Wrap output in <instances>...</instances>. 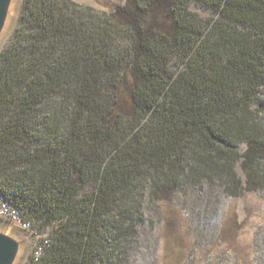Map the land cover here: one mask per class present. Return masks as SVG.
I'll return each instance as SVG.
<instances>
[{
    "label": "trees",
    "instance_id": "trees-1",
    "mask_svg": "<svg viewBox=\"0 0 264 264\" xmlns=\"http://www.w3.org/2000/svg\"><path fill=\"white\" fill-rule=\"evenodd\" d=\"M260 95L264 0H22L0 48V196L51 229L27 264H128L145 205L264 190Z\"/></svg>",
    "mask_w": 264,
    "mask_h": 264
},
{
    "label": "rangeland",
    "instance_id": "rangeland-1",
    "mask_svg": "<svg viewBox=\"0 0 264 264\" xmlns=\"http://www.w3.org/2000/svg\"><path fill=\"white\" fill-rule=\"evenodd\" d=\"M21 1L10 2L0 48L16 25ZM74 1L106 13L124 4V0ZM190 10L203 19L212 17L195 5ZM260 102L264 121V95ZM237 149L243 152L245 146L239 144ZM235 171L243 181L239 164ZM144 217L135 243L128 247V264H264V190L243 191L236 197L215 188L205 187L197 194L181 190L169 201L145 205ZM0 233L17 242L13 264H27L37 242L51 229L39 233L0 220Z\"/></svg>",
    "mask_w": 264,
    "mask_h": 264
},
{
    "label": "water",
    "instance_id": "water-1",
    "mask_svg": "<svg viewBox=\"0 0 264 264\" xmlns=\"http://www.w3.org/2000/svg\"><path fill=\"white\" fill-rule=\"evenodd\" d=\"M11 0H0V33L3 28ZM18 250L17 242L0 233V264H13Z\"/></svg>",
    "mask_w": 264,
    "mask_h": 264
},
{
    "label": "built area",
    "instance_id": "built-area-1",
    "mask_svg": "<svg viewBox=\"0 0 264 264\" xmlns=\"http://www.w3.org/2000/svg\"><path fill=\"white\" fill-rule=\"evenodd\" d=\"M0 218L3 221L10 222L12 224H16L25 230H32V227L29 223H23L19 217V214L16 209H13L6 201L2 199L0 196ZM47 241H43L42 244H37L34 247L32 252L34 261H38L43 252V247Z\"/></svg>",
    "mask_w": 264,
    "mask_h": 264
}]
</instances>
